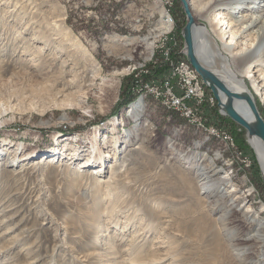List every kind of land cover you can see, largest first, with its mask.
<instances>
[{"label":"rangeland","instance_id":"obj_1","mask_svg":"<svg viewBox=\"0 0 264 264\" xmlns=\"http://www.w3.org/2000/svg\"><path fill=\"white\" fill-rule=\"evenodd\" d=\"M161 10V0H0V151L8 149L0 157V264H131L128 257L139 247L146 255L143 264H234L217 220L220 212L209 213L207 199L198 194L200 153L212 158L241 194L250 189L246 204L252 202L264 220V177L246 131L219 113L216 100L191 103L196 111L186 118L148 91L151 84L145 87L171 79L165 66L149 61L162 42ZM206 14H193L194 21L213 30ZM172 17L166 41L179 40L184 49L186 16L179 0H173ZM62 24L95 65L56 33ZM111 35L146 38L151 51L109 43ZM182 57L187 62L184 51ZM229 60L254 93L245 78L248 69ZM131 77L135 98L114 114L122 84ZM252 97L264 120L260 95ZM138 99L142 117L126 118ZM143 120L151 124L152 137L141 152L132 153L137 161L132 174L126 170L129 161L119 165L124 146L113 139ZM207 126L228 131L234 147L210 135ZM62 146L60 154L54 151ZM93 146L105 166L94 159L87 169L82 166ZM41 156L54 161L42 162ZM95 168L98 173L90 175Z\"/></svg>","mask_w":264,"mask_h":264},{"label":"bare ground","instance_id":"obj_2","mask_svg":"<svg viewBox=\"0 0 264 264\" xmlns=\"http://www.w3.org/2000/svg\"><path fill=\"white\" fill-rule=\"evenodd\" d=\"M185 1L187 2L192 17L193 14L207 13L205 17L209 18L214 26L213 30L198 24H195L192 28L194 53L199 62L205 68L212 71L232 92H245L250 96L253 102L255 99H253L252 96H254L255 93L256 95H260L261 102L264 103V0H207L205 3L201 0ZM235 9L239 12L235 13V15L237 14L236 16H232L231 12ZM160 13L162 19L157 29L163 32L169 29V25L165 24L163 21L164 11L161 10ZM64 18L65 17H62L60 20L63 21ZM222 27L224 28L222 29ZM62 29L63 31H61V33L59 30L56 31V33L61 34L65 40L71 41L72 50H75L82 60L92 62L95 65L94 58L76 37L71 34V31L63 24ZM213 33H216L218 39L222 41V48L219 47ZM106 38L109 43H120L124 47H129L134 44L136 46V44H139V47L142 46L149 52L152 48L151 43L148 42L146 38H124L114 35L107 36ZM182 50L184 49L182 48ZM229 57L233 59L235 64L248 69L245 78L250 81L255 91L254 93L248 90L244 78H241V73L239 72L240 74H238L232 70ZM92 63L90 65H92ZM190 67L193 69L191 65ZM93 73L95 74L94 76L99 75L98 70H93ZM233 106L241 117L248 121L252 119L246 102L243 100H236ZM143 113V103L141 99H138L125 111V117L137 120L142 117ZM63 119L65 118L63 117ZM137 126L138 124L130 130H127L121 139H113L114 145L119 143V148L121 145L124 146L123 154L121 153V157H119V165L121 164L124 166L127 164V161H129L126 165V170L130 171L132 174L134 173L132 172L133 169H135L134 165L137 163L132 157V153L141 152L142 149L146 147L145 143L151 141L152 137L151 124L147 120H143L142 125L139 127ZM215 128L221 129L218 127ZM107 141L108 140L105 139L103 145H106ZM133 141L135 143H133ZM5 142L7 141L5 140L4 143L2 142L3 147L5 146ZM248 142L257 154L264 177V145L256 137H248ZM168 146L171 150H174L171 144ZM64 147L65 146L54 148V151L60 154ZM6 150L8 151L7 148L0 151V157L3 155V151L6 152ZM19 150H23L22 144H18L15 149L17 153ZM71 152L72 153L69 154V160L75 155V152ZM32 157L33 156H30V159H32ZM40 158H42V162L48 160V164L54 161L51 156H41ZM192 158L194 157L191 156L188 159ZM94 159L100 161V167L101 164L105 166L103 157L100 156L97 148L93 146L90 155L87 157V161L82 167L88 169L89 165L94 163ZM196 161L202 164L196 171L198 194L203 195L207 199L206 206L209 213L215 214L216 212H220L217 216V220H220V224L227 237V248L231 259L236 261L234 264H264V220L260 218L259 214H256L252 202L246 204V200L248 199L247 195L251 194L250 189H248L247 195L241 194L240 186H234L231 179L225 174V171L217 167L214 163L215 161L205 156V154H198L196 156ZM116 165L117 162L109 166V179L115 176V171L117 170L115 169ZM97 169L95 168L93 171L90 170L91 172H89V174L93 175L95 172L98 173ZM95 179L99 181L98 178L95 177ZM108 194V196H110V191ZM3 222L4 220L2 223ZM242 226L245 228L243 233L240 231V227ZM145 259L146 255L141 250V247H139L138 249H134L133 254L129 255L127 261L131 264H143L147 262Z\"/></svg>","mask_w":264,"mask_h":264},{"label":"built area","instance_id":"obj_3","mask_svg":"<svg viewBox=\"0 0 264 264\" xmlns=\"http://www.w3.org/2000/svg\"><path fill=\"white\" fill-rule=\"evenodd\" d=\"M161 1L164 11L163 21L169 25V29L160 33L159 39L161 38L162 42L156 46L157 53L152 52L150 54L149 61H152V64L165 66L171 79L165 80L161 86L154 85L155 83L151 82L146 84L145 87L148 88L151 84V88H148V91L154 92L156 97H159L167 108L175 110L186 118H193L196 109L190 106L191 103L196 105L203 102L213 104L215 98L210 93H206L195 71L183 59L180 41L173 39L166 41V36L173 32V0ZM204 130L219 139L220 142H223L225 146L234 147V140L228 131L217 129L213 126H207Z\"/></svg>","mask_w":264,"mask_h":264},{"label":"water","instance_id":"obj_4","mask_svg":"<svg viewBox=\"0 0 264 264\" xmlns=\"http://www.w3.org/2000/svg\"><path fill=\"white\" fill-rule=\"evenodd\" d=\"M179 1L186 16V24L181 30L186 60L201 78L205 87L212 93L217 102L219 113L243 128L248 137L258 138L264 145V120L250 96L245 92H232L229 90L212 71L205 68L197 59L192 38V28L196 23L188 9L187 2L185 0ZM236 100H243L247 103L252 116L250 121L244 119L236 112L233 106Z\"/></svg>","mask_w":264,"mask_h":264},{"label":"trees","instance_id":"obj_5","mask_svg":"<svg viewBox=\"0 0 264 264\" xmlns=\"http://www.w3.org/2000/svg\"><path fill=\"white\" fill-rule=\"evenodd\" d=\"M156 73H159V72H155V74ZM144 79H147V77H144ZM126 82H129V84L128 85H124V83L122 84V94H123L122 96L123 97L121 101L117 104L114 114L118 113V111L121 110L122 108H125L128 105V103L135 98V94H133L135 90L133 77L128 78ZM235 141L238 144L239 149L240 150L243 149L244 142L240 141L238 137H235Z\"/></svg>","mask_w":264,"mask_h":264}]
</instances>
